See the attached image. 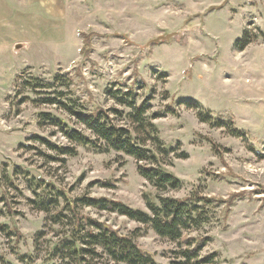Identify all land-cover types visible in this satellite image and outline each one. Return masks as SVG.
<instances>
[{
  "label": "rangeland",
  "instance_id": "rangeland-1",
  "mask_svg": "<svg viewBox=\"0 0 264 264\" xmlns=\"http://www.w3.org/2000/svg\"><path fill=\"white\" fill-rule=\"evenodd\" d=\"M61 77L68 88L57 83ZM34 80L53 88L33 91L25 84ZM109 90H131L137 105L147 102L146 118L173 150L157 158L180 182L177 190L158 192L122 153L75 145L66 157L37 140L71 146L42 114L92 138L57 104L41 100L60 92L85 113L126 114ZM198 110L224 126L200 122ZM115 123L128 126L124 118ZM41 182L70 200L107 198L143 212L146 200L157 204L158 197L209 198L211 221L186 234L208 239L201 256L264 264V0H0V264H58L48 254L65 229L50 226L31 204ZM78 212L131 237L156 264L181 261L182 247L148 226L116 213ZM99 262L121 264L105 256Z\"/></svg>",
  "mask_w": 264,
  "mask_h": 264
},
{
  "label": "trees",
  "instance_id": "trees-1",
  "mask_svg": "<svg viewBox=\"0 0 264 264\" xmlns=\"http://www.w3.org/2000/svg\"><path fill=\"white\" fill-rule=\"evenodd\" d=\"M246 40L238 42L237 49L243 50L247 46ZM63 87H69L70 82L66 77L56 79ZM32 87L34 91L38 88H53L52 85H40L34 80ZM57 95V94H56ZM108 96L124 111L110 109L98 110L93 113H85L84 108L72 100H61L63 94L58 92V98H47L41 100L42 104H57L70 117L90 133V137L81 132L71 129L59 119L51 115L42 114L44 123H48L59 129L62 136L71 146L58 148L46 140L37 139L49 149L57 151L61 156H74L75 145L91 146L100 152L114 151L122 153L137 162V171L141 178L146 180L158 192L177 190L180 182L166 173L158 162L157 155L168 156L172 149H167L160 142L157 131L152 123L146 118L149 106L144 101L137 105V95L131 90H109ZM58 99V100H57ZM189 108L198 109L194 102H182ZM172 113V110H167ZM200 122L223 127L224 123L218 121L213 123L210 115L197 112ZM125 119L128 126L122 127L115 123L116 120ZM158 118L154 115L151 120ZM214 125V126H215ZM229 132L234 137H243L241 132L230 128ZM94 137V138H93ZM152 146L153 149L148 148ZM43 184L42 194L35 197L31 204L39 212L48 215L50 226H59L65 229L48 254V260L56 261L58 264H100L99 261L105 256L107 260L121 264H156L153 257L141 251L129 236H123L113 230L105 223L99 222L91 217L80 214L79 208H90L98 212L116 213L131 221L148 226L158 237L176 242L181 248L178 252L180 262L173 264H218L215 253L201 256V251L208 243V239H196L187 237L186 234L199 230L208 224L212 217L213 201L209 198L194 195L185 200H177L168 197H158L157 204L146 200L147 212L134 210L118 201L107 198L82 197L70 200L65 197L61 190L50 184ZM38 185V184H37ZM62 203L60 207L59 203ZM59 208V210H57ZM45 236L43 232L36 238V251H39L38 241ZM57 237L59 235H56ZM33 262V258H27Z\"/></svg>",
  "mask_w": 264,
  "mask_h": 264
}]
</instances>
